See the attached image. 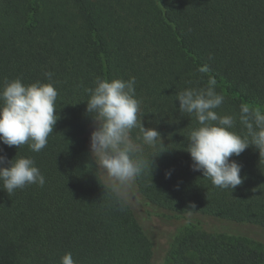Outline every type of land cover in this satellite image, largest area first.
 Here are the masks:
<instances>
[{
    "label": "trees",
    "instance_id": "trees-1",
    "mask_svg": "<svg viewBox=\"0 0 264 264\" xmlns=\"http://www.w3.org/2000/svg\"><path fill=\"white\" fill-rule=\"evenodd\" d=\"M46 71L59 92L47 146L0 142V155L31 157L45 177L0 189V264H60L66 252L77 264H264V158L249 147L230 158L243 183L213 186L191 168L198 125L176 100L214 78L219 114L264 111V0H0V86L48 83ZM98 77H135L141 122L162 137L126 200L107 191L90 154L85 90ZM164 216L205 223L180 232Z\"/></svg>",
    "mask_w": 264,
    "mask_h": 264
},
{
    "label": "clouds",
    "instance_id": "clouds-1",
    "mask_svg": "<svg viewBox=\"0 0 264 264\" xmlns=\"http://www.w3.org/2000/svg\"><path fill=\"white\" fill-rule=\"evenodd\" d=\"M197 70L206 74L210 68L205 64ZM44 76L48 83L38 80L25 84L16 78L5 80L0 86V142L4 145L20 148L27 144L33 152L47 146L59 118L56 114L59 92L51 82L53 73L46 71ZM135 85V77L127 80L98 77L94 87L85 90L86 113L95 125L90 134V154L107 191L118 200L127 199L137 177L148 167L145 148L162 145L161 134L155 128H145L141 122L142 100L136 95ZM215 88L216 80L209 78L204 87L180 90L176 100L181 115L194 117L198 125L187 137L186 151L192 160V170L201 172L215 187L234 190L246 177L241 176L242 165L230 158L252 146L258 150L260 159L264 158V111L241 105L238 114L221 115L216 110L225 98ZM237 123L241 126L239 131ZM134 129L139 131L135 137ZM152 160L153 157L151 166ZM170 176L171 172H167L166 178ZM0 184V189L11 195L33 184L43 187L45 177L31 157L15 156L8 160L0 155ZM60 264L77 261L71 252H66Z\"/></svg>",
    "mask_w": 264,
    "mask_h": 264
},
{
    "label": "rangeland",
    "instance_id": "rangeland-1",
    "mask_svg": "<svg viewBox=\"0 0 264 264\" xmlns=\"http://www.w3.org/2000/svg\"><path fill=\"white\" fill-rule=\"evenodd\" d=\"M93 130H94V128H92L91 132ZM91 132H90V134H91ZM89 141H90V139H89ZM142 207L149 209V207L144 206L143 204H142ZM164 217H165V219L167 220L168 223H173V222L175 223V222H177V224L179 225V229H180L179 231L180 232H184V231L189 230V229H198V228H201L199 223L200 222H202L203 224L205 223L204 221L200 220L199 217H196V216L195 217H192V218H188V219H185V218L179 219V218L172 217V216H170L167 219L166 216H164ZM208 225H209V227L214 226L215 225V222L213 221L212 223H209Z\"/></svg>",
    "mask_w": 264,
    "mask_h": 264
}]
</instances>
